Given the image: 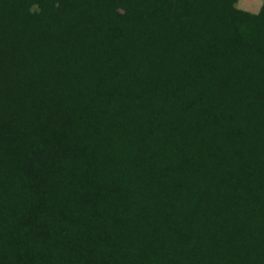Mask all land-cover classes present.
<instances>
[{
    "label": "trees",
    "instance_id": "1",
    "mask_svg": "<svg viewBox=\"0 0 264 264\" xmlns=\"http://www.w3.org/2000/svg\"><path fill=\"white\" fill-rule=\"evenodd\" d=\"M236 3L0 0V264H264V2Z\"/></svg>",
    "mask_w": 264,
    "mask_h": 264
},
{
    "label": "crops",
    "instance_id": "2",
    "mask_svg": "<svg viewBox=\"0 0 264 264\" xmlns=\"http://www.w3.org/2000/svg\"><path fill=\"white\" fill-rule=\"evenodd\" d=\"M264 0H237L238 9L252 14H257Z\"/></svg>",
    "mask_w": 264,
    "mask_h": 264
},
{
    "label": "rangeland",
    "instance_id": "3",
    "mask_svg": "<svg viewBox=\"0 0 264 264\" xmlns=\"http://www.w3.org/2000/svg\"><path fill=\"white\" fill-rule=\"evenodd\" d=\"M236 7L238 8V5H237V3H236ZM34 10V12L36 11L35 9H33Z\"/></svg>",
    "mask_w": 264,
    "mask_h": 264
}]
</instances>
